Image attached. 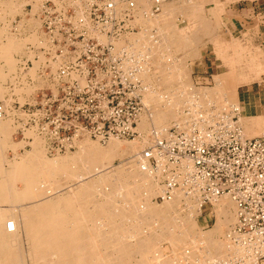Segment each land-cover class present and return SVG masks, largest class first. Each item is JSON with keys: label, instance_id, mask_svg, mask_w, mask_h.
<instances>
[{"label": "bare ground", "instance_id": "obj_1", "mask_svg": "<svg viewBox=\"0 0 264 264\" xmlns=\"http://www.w3.org/2000/svg\"><path fill=\"white\" fill-rule=\"evenodd\" d=\"M178 1L182 2L179 6L175 5L179 4ZM32 2L3 1L1 5L4 3L5 6L0 9V25L8 17L21 15L28 8L31 13L39 0ZM181 2L163 3L160 13L151 20L141 16L144 25L142 32L128 35L118 43L119 47L138 52L146 58L141 76L145 86L142 94L144 104L152 114L143 113L141 116L139 132L144 143L151 140L153 130L163 134L173 121L185 123L183 116L187 119L189 116L208 119L228 109H231L229 113L233 111L232 116L237 112L244 113L238 103L237 88L253 77L236 75L232 67L229 75L219 78L215 89H196L190 79L189 82L183 81L184 77H188L187 69L170 64L175 60L172 59L175 53L196 47L202 36H216L211 19L203 14L201 0ZM137 3L148 10L147 0H137ZM226 5L227 2L225 5L216 4L210 11L211 15L222 14ZM190 10L193 11L190 17L197 18L199 26L195 27L196 31L192 29L186 34L175 24L174 17L177 14L187 15ZM29 16L27 22L22 21L21 26H17L21 28L25 22L29 24V30L33 29L34 33L28 38L18 37L20 33L17 36L8 35L7 27L0 28V65L4 63L0 66V100L9 94L5 83L7 79L15 80L13 75L22 62V58L17 60L16 56L26 55L28 44L36 45L42 40L37 31L39 24L32 15ZM152 30H155L156 36ZM29 54L34 56L33 53ZM237 61L233 59L232 65ZM151 64L161 73L159 78L165 85L177 72L176 84L179 89L176 88L174 92L173 89L156 90L157 86L153 89L155 81L148 69ZM38 67L39 62H34V67L30 69L31 83L18 73L22 81L19 80L25 84V87L16 90L18 95L31 94L36 88L45 86L46 83L36 77ZM219 95L223 97L222 103L217 99ZM193 96L196 103L203 100L209 103L194 104ZM21 98V102H24L25 98ZM214 98L221 105L217 114L209 110L211 104L216 102ZM183 107L189 111L188 115L184 114ZM203 110L205 112L200 113ZM6 122L10 121H0V150H13L14 160L7 161L5 167L2 163L4 158L1 157L3 153H0V264H117L119 261L128 264L133 259L137 260V256H140L141 264H215L223 258L234 259L243 254L240 245H235L233 231L237 221L236 210L229 198L215 202L217 222L208 232L203 231L194 219L202 209L186 199L183 193H177L171 201H165L161 206L150 202L160 186L148 166L133 158L135 153L143 150V142L139 139L128 142L129 145L111 140L105 148L99 142L86 139L78 144L77 151L54 158L47 156L42 141L38 140L31 150L21 155L17 151L24 145L21 143L20 146L18 142L12 144L14 139L9 141L10 126ZM239 125L247 138L264 136V112L258 116L244 114L239 119ZM116 160L119 161L118 165H114ZM17 183L23 187L18 188ZM55 188L59 190L55 192ZM183 202L185 207L181 212L179 205ZM9 222L14 224V232L7 230ZM144 226H147V232ZM131 233L135 236L134 243L129 241ZM159 240H169L173 246L169 257L158 250ZM23 242L28 246L24 251ZM150 253H155V256H150ZM247 264H254V260L250 259Z\"/></svg>", "mask_w": 264, "mask_h": 264}, {"label": "built area", "instance_id": "obj_2", "mask_svg": "<svg viewBox=\"0 0 264 264\" xmlns=\"http://www.w3.org/2000/svg\"><path fill=\"white\" fill-rule=\"evenodd\" d=\"M167 1L177 0H147L148 10L137 0H39L34 20L42 40L28 44L20 74L30 81L39 62L36 77L46 84L23 93L21 103L16 90L25 84L17 77L0 101V121L13 124L16 142L30 150L40 140L54 158L86 139H141L146 58L118 43L141 33V16L153 19ZM241 114L185 116L163 134L153 130L149 146L133 155L156 175L160 201L183 193L203 211L223 197L234 203V241L243 254L216 264H264V136L245 137ZM7 230L15 231L12 222Z\"/></svg>", "mask_w": 264, "mask_h": 264}, {"label": "rangeland", "instance_id": "obj_3", "mask_svg": "<svg viewBox=\"0 0 264 264\" xmlns=\"http://www.w3.org/2000/svg\"><path fill=\"white\" fill-rule=\"evenodd\" d=\"M3 1L5 3L6 0H0V9L3 8L1 6H5L4 3H3V5H1V3ZM22 1L26 2L27 4H29L28 3L29 0H27V1L26 0H22ZM228 1L229 0H203V1L201 0L202 9L204 11L203 14L208 19H211L212 25H214L215 28H216L215 29L214 26H213V29H214V32H215L216 36H215V38H212V36H210V37L202 36L200 42H197L198 45H197V43L195 44L196 47L192 46V47H189V49L188 48L183 49L182 51H180V53H177V54L175 53L172 56V59H175V60L172 61L173 63L171 62L170 64L178 65V66L182 67L185 70L187 69V74L188 75L186 74V76H188V77H186V78L184 77L183 78V81H188L190 79L189 81H191L192 86L194 88H196V89H215L217 87V85H218L219 78L220 77H224L226 75H229L232 72V67H234V70H235V74L236 75L244 74V75H248V77H250V76L253 77V78H249V80H250L249 82H247V83H245L243 85H240L237 88V90H238L237 92H238L239 99L242 97L241 94H243V96H244L245 92L249 88H251L253 90L256 98L258 99V102H260L262 104L261 107L264 108V53L258 47L247 48L246 45L241 42V37L239 36V34L238 33H233V31L230 29V27H229L228 24L231 22V20H230L231 19V16L230 15L233 14V12L231 11L233 9L231 7L233 5H235V4H237L238 1H240V0H230L231 2L230 1L228 2ZM34 2H32V3H34ZM180 2H181V0H180ZM226 2H227V5L225 6L224 11L222 12V14H220L218 16L217 15L216 16L215 15L214 16L211 15V12L210 11H212V9H214L216 7L215 6L216 4L217 5H222V3H223L225 5ZM172 3H174V2H172ZM178 3H179V1H178ZM181 3H179V4L176 3L175 5L179 6ZM28 11H29V8L27 9V11L25 10L24 13L21 14V15L20 14H17V15H15V17H8L7 18V21H4L0 25V28L1 27L2 28L3 27L4 28L7 27L6 28V32H7L8 35L11 34V35H16L17 36L20 33V35L18 37L21 36V38H23V39L30 37L31 34L34 33V30L33 29H30L29 30V28H28L29 24L26 23V22H27V19L29 20V18H30L29 15H32L33 18H34V15L38 11V5H36L33 8V10H32L31 13H29ZM191 12L193 13V11L190 10V11H187V15L177 14L178 16L175 15V17H174L175 18V21L174 22H176L175 24H177V26H179V28L181 30L185 31L186 34L189 31H191L192 29L195 30L199 26V22L196 21L197 18H195V17H192L191 18L190 17L191 15H189V14H191ZM28 13H29V15H28ZM8 21H9V24H7ZM21 21H26L25 22V26L26 27L22 25L21 28H17L18 25L21 26L20 25L21 24ZM15 22H18V24L15 23ZM35 22H37V21H35ZM11 26H12L13 29L11 28ZM15 27L17 28L16 30H15ZM14 32H16V33H14ZM28 32H30V33H28ZM185 32L183 34H185ZM39 33H40V31H38V34ZM153 34H155V36H156V32H153ZM236 43H237V45H235ZM239 48H242L241 49L242 51L241 50L239 51ZM237 49H238L239 52L237 51ZM235 51H236V53H235ZM243 52H244V54H243ZM20 55H17L16 56V59L17 60L18 59L20 60L21 58H23L25 56V53L22 56H20ZM236 55H237V58H236ZM238 57H240L241 59L240 58L238 59ZM229 59H231V61L233 59H237L238 61L235 62L232 65V62ZM152 63H153V61H152ZM20 64H21V62H20ZM20 64H19V67H18L19 68L18 69L19 72L17 71V73H16L17 75L16 74L13 75L15 78H17L18 77V73L21 72L20 71V69H21V65ZM257 65L258 66L261 65L260 68ZM184 66H185V68H184ZM148 69L151 70V73H152V76H153V79H152L153 82L155 81L153 83L154 84L153 85V89H155L156 86H157L156 90L160 88L162 90L163 89L164 90L165 89H169L170 91H172V89H173V92H174L176 88H177L176 90L179 89L178 88V85L176 84V82L178 81L177 72H175L176 74L175 73L173 74V75H175L174 77H172L173 81L171 79V82L168 85H165L164 82H161V78H159V77H161V73L159 74V71L156 69V67H155L154 64H151ZM260 70H261V72H259ZM254 76H259V77H254ZM31 81H32V79H31ZM11 82H12L11 80H8L7 87L6 86L5 87L8 88V86L11 84ZM26 82H30V81L27 80ZM176 85H177V87H176ZM22 95L23 94L18 95V96L21 98ZM221 97L222 96L219 95L217 97V99H219V101L222 103L223 102V97L220 100ZM4 98H5L4 100H6L8 98V95L5 94V97ZM193 98H194L193 99L194 102L192 100V103L195 104L196 103L195 97L193 96ZM21 99H20V102H21ZM239 99H238V103L240 104V100ZM214 100L216 101L215 98H214ZM0 101H3V100H0ZM202 102L203 103L204 102L206 103L208 101H205V100H203L201 102L198 101L196 104H198V103L199 104H202ZM21 103H23V102H21ZM219 105H220V103H217V101H216L215 104H211V106L209 107V110L212 113L213 112H216V114H217V112H219V109L218 108L221 107V105L220 106ZM182 109L184 110V114L185 115H188L189 114V111L186 110L185 107H183ZM229 111H231V109H228V111H226V112H224V111L221 112L220 111V114L221 113H225V114L227 113L229 115H232L233 114V111L230 112V113H229ZM201 112L204 113L205 111L203 110V111H200V113ZM263 112H264V109H263V111H262V109H259L258 112H256V113L254 112V114L251 115V116L262 115ZM145 113H146V115H151L152 114L151 109L150 108L149 109L147 108V111ZM243 115H244V113H242L240 115V117L243 116ZM183 118H185V117L183 116ZM174 123L175 122L173 121L171 123V126ZM260 136H263V135H260ZM260 136H258V137H260ZM138 141H141V143L143 142L142 143L143 144V150L145 148H147L149 146V144H150V140L148 141V143H144V141L142 139H139ZM93 142H96V141H93ZM121 142L127 143V145H129L131 143V141H121ZM128 142H130V143H128ZM107 145H101V146L105 148V147H107ZM140 151H142V150H140ZM11 159H13V157H11ZM118 164H119V161L116 160L114 162V165H118ZM156 182H158V181H156ZM158 184H159V182H158ZM58 190L59 189H56V188L54 189L55 192H57ZM160 191H161V188H159V190H157V195L155 194L151 198V201L150 202L152 204L156 203V205H159V206L163 205L164 201H160L158 199L161 196ZM103 194H102V196H103ZM103 197H102V199H103ZM101 201H103V200H101ZM214 205L215 204L213 203V205L205 208L204 211L202 210V212L200 214H195L194 219L197 221V223L199 224L200 228L203 231H205V232H208V231L212 230L215 227V225H216L217 217H216L215 212H214V209H215ZM183 206H184V202L181 203V205H179V210H181V212H184L183 210H184V207L185 206L184 207ZM128 216H130V215L128 214ZM125 226L126 227L129 226V224L128 225L125 224ZM144 227H145L144 228V231L147 232V226H144ZM128 235H130V233H128ZM131 235H132L131 236L132 238L129 241L130 242L132 241V243H134L135 241L133 240V238H135V236L132 233H131ZM160 241L161 240H159V242ZM157 248H158V250L161 252V254L163 256L164 255L165 256L168 255L166 257H169V255H171L170 253H172V250L174 249L169 240H166V241L162 240L160 242V244L157 246ZM154 254L152 255V253H150L149 255L150 256H155ZM137 257H136L137 260L139 259L138 261L133 259L131 261V263L130 262L129 263L130 264H134V263L136 264V262H137V264H141L139 262L141 260L140 259V256H137ZM179 259H180V256H179ZM225 259L227 260L228 258H225ZM225 259L223 258L222 260L225 261ZM120 262L121 261H119L117 264H122V262L121 263ZM219 262H220L219 260L216 261V263H219Z\"/></svg>", "mask_w": 264, "mask_h": 264}, {"label": "crops", "instance_id": "obj_4", "mask_svg": "<svg viewBox=\"0 0 264 264\" xmlns=\"http://www.w3.org/2000/svg\"><path fill=\"white\" fill-rule=\"evenodd\" d=\"M233 10V14H231V22L228 24L233 33H238L241 37V42L246 45L247 48L258 47L264 53V0H240L237 4L231 7ZM19 60V59H18ZM3 65L4 63L1 62ZM1 64V65H2ZM0 65V66H1ZM8 79L5 83L7 87ZM257 94V93H256ZM240 100V105L243 107V112L247 116H251L254 112H258L259 109H263L262 104L258 102L253 90L249 88L244 96ZM25 98V96H22ZM20 99V98H19ZM261 107V108H260ZM248 113V114H247ZM250 113V114H249ZM10 126V137L9 141L12 140V144L16 142L15 140V128L11 122H6ZM10 123V124H9ZM19 144V143H18ZM21 146V144H19ZM27 149L24 150L23 146L21 149L19 148L17 152L20 154H24ZM31 150V149H30ZM1 154L4 155L1 157L4 158L3 165L7 167V161L14 160V152L9 148L6 150L7 152L0 150ZM21 154V155H22ZM8 156V157H6ZM13 157V159H11ZM10 159V160H9ZM6 163V165H5ZM18 188H22L23 185L21 183H17ZM23 251L27 249L26 242H23ZM26 247V248H25Z\"/></svg>", "mask_w": 264, "mask_h": 264}]
</instances>
